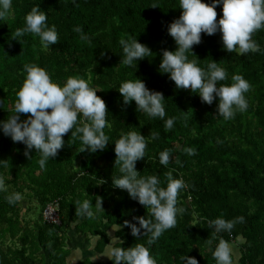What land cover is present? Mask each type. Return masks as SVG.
I'll list each match as a JSON object with an SVG mask.
<instances>
[{"label":"trees","instance_id":"trees-1","mask_svg":"<svg viewBox=\"0 0 264 264\" xmlns=\"http://www.w3.org/2000/svg\"><path fill=\"white\" fill-rule=\"evenodd\" d=\"M34 6L47 13L48 25H55L59 34V41L50 48L31 33L20 42L11 38L24 26L25 15ZM216 11L219 19L221 6ZM180 13L179 0H12L7 18L0 20V120L13 113L25 78L24 65L36 64L54 82L63 84L68 77H79L97 89L108 109L104 131L110 141L103 151H80V139L69 132L63 137L64 147L42 169L34 149L28 159L26 146L0 131V175H4L8 188L0 192V264H35V254L42 248L49 249L52 264H66L70 251L63 233L72 226L78 233L98 237V253L110 242L106 232L110 227H118L116 247L148 246V236H132L124 221L138 224L134 218H149V210L130 198L126 190L113 186L111 179L121 175L114 163L113 141L128 131H138L148 141L144 159L135 165L141 176L155 175L164 186L171 173L186 185L177 205L184 213L177 216L175 227L149 246L157 264H186L187 256L196 258L198 264H216L207 244L214 231L208 221L240 216L244 222L237 223L231 232L220 233L213 247L223 238L237 244L238 264H264V29L252 37L261 52L229 53L217 32L202 33L201 42L192 47L196 56L187 53L189 60L202 68L213 59L227 70L228 79L218 85L230 84L236 74L251 84L245 94L248 109L225 120L217 114V101L211 105L202 102L198 94L176 88L168 74L159 71L162 50L176 48L167 26ZM77 26L88 40L74 31ZM129 36L152 50L151 55L137 61L136 67L121 62L119 41ZM137 78L150 90L163 93L165 120L176 117L171 130L165 129L164 120L136 110L134 101L123 103L119 84ZM27 115L20 114L21 120ZM152 133H159L158 139H152ZM188 148L195 149V155H189ZM164 150H170L167 166L159 163V153ZM14 192L21 193L23 199L9 204L6 197ZM86 199L92 202L91 218L76 215L75 202ZM53 200L60 202L61 227L42 220L43 209ZM100 200L103 210L98 211ZM32 204L39 211L37 217L29 218ZM79 264L113 262L85 259Z\"/></svg>","mask_w":264,"mask_h":264},{"label":"clouds","instance_id":"clouds-1","mask_svg":"<svg viewBox=\"0 0 264 264\" xmlns=\"http://www.w3.org/2000/svg\"><path fill=\"white\" fill-rule=\"evenodd\" d=\"M221 6L222 15L217 19L216 7ZM155 6V5H153ZM12 8V0H0V20H5ZM181 13L167 26L168 34L176 44L175 50H162L159 71L168 74L178 89H190L199 95L202 102L209 105L217 101V114L225 120L233 119L237 112L248 109L245 94L251 84L239 74L231 77L230 84H219L228 79L227 70L215 60L206 67L198 66L195 60H189L187 53L201 42V34L214 35L220 33L223 48L229 52L244 55L249 52H261L260 45L253 40V34L264 29V0H179ZM47 13L34 6L25 15V24L17 28L11 37L20 42L27 33L39 37L45 48L59 41L55 25L47 23ZM74 31L81 33V39L89 37L80 26ZM119 44L123 57L121 62L126 66L136 67L138 60L151 55L152 50L140 43L136 37L121 38ZM196 56V55H195ZM25 78L18 90L13 113L6 120H0V131L13 142L23 143L25 156L30 159L31 151L40 155L38 161L43 169L49 159H55L65 145L63 137L71 133L79 138L83 147L80 151L95 153L103 151L110 137L104 129L108 126V109L105 101L97 95V89L79 77H68L63 84L54 82L49 73L36 64L24 65ZM125 105L135 102L136 110L147 114L150 118L164 120L166 130H171L176 117L167 115L163 93L150 90L143 80H126L117 88ZM182 111V110H181ZM20 114L27 115L21 120ZM82 117L83 119H80ZM75 129V130H73ZM159 133H152V139H158ZM114 142L115 165L119 167L120 176L112 179L113 186L126 190L129 197L138 201L150 213L149 218L135 217L133 223L124 221L130 228L131 235L148 236L147 245L136 244L134 247H116L110 245L102 255L108 257L113 264H157L151 255L149 246L168 229L177 224V216L184 213L178 207V195L186 187L182 178H174L167 174L166 185L155 175L141 176L136 169V162L144 159L148 141L138 131L122 133ZM189 155H195V149H186ZM170 162V150L159 153V163L167 166ZM177 163H180L177 160ZM103 183V181L101 182ZM4 175H0V192H7ZM9 204L23 199L22 194L14 192L7 197ZM76 215L91 218L94 215L91 200L76 201ZM97 210H103L101 200ZM244 217L232 220L217 217L208 221L213 229V239L207 241L209 251L216 264H233L232 247L229 242L219 238L222 232H231L237 223H243ZM186 264H198L196 258L187 256Z\"/></svg>","mask_w":264,"mask_h":264},{"label":"crops","instance_id":"crops-1","mask_svg":"<svg viewBox=\"0 0 264 264\" xmlns=\"http://www.w3.org/2000/svg\"><path fill=\"white\" fill-rule=\"evenodd\" d=\"M117 230L118 227H110L106 230L110 238V242L102 253H98L95 251V245L98 237L78 233L72 226L70 230L63 233L66 249L70 251L66 264H79L80 261L85 259L94 263H107L110 259L102 254L106 252L110 245L115 246V244L119 241V239L115 238V232ZM35 262V264H52V260L49 258V249H40L35 254Z\"/></svg>","mask_w":264,"mask_h":264},{"label":"built area","instance_id":"built-area-1","mask_svg":"<svg viewBox=\"0 0 264 264\" xmlns=\"http://www.w3.org/2000/svg\"><path fill=\"white\" fill-rule=\"evenodd\" d=\"M42 220L48 225L55 227L62 226V220L60 217V202L53 200L49 202L42 211Z\"/></svg>","mask_w":264,"mask_h":264},{"label":"rangeland","instance_id":"rangeland-1","mask_svg":"<svg viewBox=\"0 0 264 264\" xmlns=\"http://www.w3.org/2000/svg\"><path fill=\"white\" fill-rule=\"evenodd\" d=\"M32 208H33V212L32 213L31 212L29 213V218H34V217H37V215H38V211H39L38 207L35 206V205H33ZM239 241L241 242V239ZM230 246L232 247V250H233L232 251V261H233V264H238V259L240 257V252H239V249L237 247V244L232 243V244H230Z\"/></svg>","mask_w":264,"mask_h":264}]
</instances>
